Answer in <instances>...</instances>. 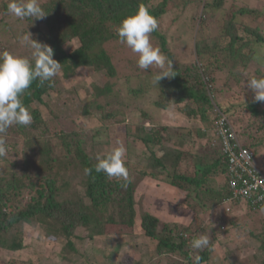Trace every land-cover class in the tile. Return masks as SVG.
I'll list each match as a JSON object with an SVG mask.
<instances>
[{
    "label": "trees",
    "instance_id": "trees-1",
    "mask_svg": "<svg viewBox=\"0 0 264 264\" xmlns=\"http://www.w3.org/2000/svg\"><path fill=\"white\" fill-rule=\"evenodd\" d=\"M39 3L47 14L44 18L33 20L28 17L18 20L25 23L24 31L32 39L53 49V59L61 64V70L53 78L52 86H49V82L41 84L39 80H34L22 96L24 106L30 108L32 123L27 126L13 125L8 129L7 133H13L21 139L18 145V141L13 140L10 153L21 156L23 167L17 171L14 169L17 164L11 162L8 169L0 174V248L20 251L28 246L23 234L16 231L20 230V225L26 224L39 228L46 238L59 242L62 255L71 257L77 254L75 240L85 237L76 232L78 228H82L87 232L86 236L93 238L104 236L108 227L121 230L133 228L139 218L143 234L149 238H157L155 249L158 254L178 256L173 257L169 264H194L197 254L200 256L199 264H208L214 251V239L219 241L220 236H217L220 232L221 236L226 237L229 230L239 222L238 214L233 208L243 204L247 209L246 214L249 213L247 217L251 219L240 224L247 227L249 237L257 243L255 251L264 252V204L254 208L241 197L229 199L231 177L227 172L228 165L221 149V139L213 130L216 120L225 115L238 139L251 150L254 158L256 148L263 141L256 128L261 132L264 124L262 121V124L259 122L256 125V120L264 119V102L254 101L249 89L242 99L238 98L240 100L233 98L234 102H225L226 104L214 102L215 90L218 92L219 88H213L212 85L219 80L221 74L231 73L236 67L241 70L248 68L249 79L264 77V64L255 58L253 45L254 42H264L259 24H256L264 17L262 10L246 5L228 10L224 13L226 18L217 21V37L209 43L203 33V30H207L205 17H217L218 11L223 10L225 1L200 0L202 19L198 32L202 33L194 42L197 61L176 64L166 31L159 21L168 9L169 0H43ZM140 5L147 7L159 23L158 30L150 34L151 42L172 62L171 77L162 78L158 85L154 83V78L159 72L167 71L166 68L161 70L151 66L146 70L139 69L136 54L132 51L134 57H127L125 64L121 66L122 64H116L108 50V46L119 41L116 26L125 16L134 14ZM4 7L7 9V5L4 4ZM41 26L45 27V31L40 29ZM73 41H77L78 45L65 49L67 42ZM220 54L219 60L217 57ZM81 68L103 72L105 75L102 86L95 84L91 92L86 90L84 98L87 95L89 100L82 105V113H94L105 128L115 123L123 124L125 134L133 135L149 148L143 166L126 163L129 172L127 182L94 171L98 154L93 151V147L99 145L97 150L102 147L105 149L111 142L108 132L102 134L101 126L94 130L79 125L72 130H51L50 120H45L38 107L32 105L35 102L46 105L44 96L58 93V83L71 78ZM131 80L135 81L134 87L130 85ZM123 81L129 84L126 87L127 94L121 90ZM226 81H231V78L226 77ZM209 85L213 87L210 89ZM235 87H238L237 82ZM225 91L229 96L235 97L230 87L225 86ZM150 93H156L157 98L153 104L158 108L174 107L186 118L205 121V125L195 130L198 138L188 142L196 143L197 150L166 144L167 141H173V137L165 134V125L136 126L127 117L119 118L124 114L123 110L118 109L120 103L126 105L122 98L128 95L137 102L138 97L143 99ZM241 107L244 108L243 113L247 111L254 118L252 123L243 124L244 118L249 115L246 113L242 117L241 112L239 113L242 111ZM234 108H239L235 115ZM50 112L55 119L59 116L51 110ZM140 112L144 118L140 116L141 120L151 119V115L141 108ZM208 129L212 135L208 133ZM95 135L103 138L98 139ZM54 138L62 149L59 155L55 153ZM106 153L105 151L99 156ZM85 168L93 170L85 174ZM130 171L137 172L139 178L133 179ZM260 172L263 173L261 170ZM141 178L165 180L176 191L184 192L185 198L179 203H185L194 210V215L198 208L196 200L201 201L203 208L206 203L224 205V208L222 206L217 211L218 233L211 225L206 226V230L211 231L209 234L212 235L208 248L193 249L191 241L200 234L190 235L192 230L188 233V229L182 228L177 222L163 223L159 229L156 215L148 210L137 211L135 192L136 184ZM218 243L225 246L227 244L224 241ZM31 263L20 262L15 258L0 260V264Z\"/></svg>",
    "mask_w": 264,
    "mask_h": 264
},
{
    "label": "rangeland",
    "instance_id": "rangeland-1",
    "mask_svg": "<svg viewBox=\"0 0 264 264\" xmlns=\"http://www.w3.org/2000/svg\"><path fill=\"white\" fill-rule=\"evenodd\" d=\"M224 1L225 6L223 10L218 11L217 17H205L206 22H204V24L207 26V30H203V33L206 34L208 39L207 42L209 43L217 37V21L223 20L226 16L224 13L228 10L231 11L232 8L246 5L260 8L264 15V0ZM8 3L9 0H0V51H8L14 55L31 59L32 50L22 43V38L28 34V32L24 31L25 23L8 12L4 7V4L8 5ZM199 6L200 0H186L185 2L184 0H169L168 9L159 20L162 28L166 31L169 40L168 45L175 54L176 64L189 60L197 61L196 54L194 53V42L198 39L199 34L202 33L198 32V29L201 27L199 25L202 19ZM256 24H259V28L264 36V17ZM40 29L45 31L44 26H41ZM77 45V41L71 43L67 42L65 49H70ZM253 45L256 54L255 58L263 65L264 42H254ZM108 50L112 53L111 55L116 64H122L121 66L125 64L127 57L131 59L134 57L131 50L119 43V41L118 43L114 42L108 46ZM221 55L222 54L217 58L219 59ZM228 68H230V66ZM234 69L235 70L231 73L225 72L221 74L219 80L212 84L214 87L209 85L210 89L212 87L216 88L217 86L219 88L218 92L215 90V95L213 96L214 102H234L233 98L235 100H240L249 92L247 91V80L249 79L250 70H247L248 68L241 70L240 68L237 69V67ZM104 77L105 75L103 72L99 73L87 68L78 69L71 78L58 83L60 87L58 93L48 97L44 96L43 101L46 102V105L43 102H35L32 105L38 107L45 120H50L49 128L51 130H53L52 128L72 130L76 129L78 125L93 128L94 130L96 127H100L101 123L94 113L90 115H84L82 113V105L87 104L89 100L87 95L84 98V94L86 90L91 92L95 84L102 86ZM226 77L231 78V81H226ZM227 82L228 84L226 85ZM235 82L238 83V87L234 88ZM127 85L129 84L124 81L123 84H121V90L124 93L127 91ZM130 85L134 87L135 81H132ZM225 86L230 87L232 92L235 93V97L226 94ZM240 89L243 91H240ZM156 98V93H150L143 99H139L138 97L137 102H134V100L127 95V97L122 98V101L126 102V105L120 103L118 107V109L124 112L119 118L127 117L128 120L134 121V123L137 124L136 126L140 124L145 127H151V125L157 124L159 126L165 125V134L172 135L173 137V141H167L166 144L169 143L168 145L173 144L174 146H182L186 150H197L196 143L188 142L189 140L198 138L195 130L205 125V121H201L200 118H186L178 113L174 107L170 109H160L153 104ZM140 108L149 113L151 119L141 120V118H144L142 117ZM239 108H234V115L235 111ZM29 109L30 108H28V110ZM241 109L242 111H238L239 113L241 112L242 117L243 114L246 115V113L249 115L247 111L243 113V107H241ZM50 110L59 116L55 119ZM244 120L243 124L248 125L252 123L254 118L249 115L246 116ZM262 121L264 124V119L258 118L256 120V125L259 122L262 124ZM212 122L214 123V120H212ZM101 127L102 134L104 135L105 132H108L111 142L108 147H105V149L102 147L101 150H97L99 145H95V148L93 147L94 152L98 155H101L105 151L109 152L112 148L116 147L119 142L126 148L125 163L131 162L137 164L139 167L146 163L149 148L144 146L138 139L134 138L133 135L128 136L125 134L123 124L115 123L110 127L107 126V128L103 125ZM254 127L256 128L255 125ZM209 131L211 130L208 129V133ZM256 132L260 133L263 141L261 140L262 143L259 145V148H256L257 153L253 158V163L264 174V130L260 132L257 131L256 128ZM209 134L212 135L211 133ZM95 136L98 139L103 138V136ZM5 140L7 155L0 158V174H2V171L5 169H8L11 162L17 164L14 166V169L17 171L23 167L21 156H15L10 153L13 147V140L18 141V145L21 139H18L13 133H7ZM54 141L55 153L59 155L62 150L61 146L60 144L58 145L56 138H54ZM33 164L35 165V163ZM130 174L133 179L139 178V174L135 171H130ZM184 198V192L176 191V189L171 187L165 180L141 178L136 184L135 200L137 211L148 210L156 215L159 219V229L163 226V223L177 222L182 228H187L188 233H191L192 230L190 235H208L209 240L212 241V235L210 236L209 234L211 231L208 229L206 230V226L211 225L212 229L218 233L216 229L218 226L217 211L219 208H222V206L224 208V205L206 203L205 208H203L201 207V201L196 200L195 204L198 208L194 215V210L192 211L188 208L185 203H179ZM210 202H212L211 197ZM233 209L238 214L237 219L239 222L229 230L226 237L221 236V232L217 236H220L219 241L227 243L226 246L218 243L219 241H215L216 239H214V251L210 256L208 264H264V252L255 251L257 243L253 238L249 237L247 227L240 224L251 219L247 217L249 214H246L247 209L243 204L240 206L235 205ZM18 229L20 230H15L23 234L28 246L20 251H9L0 248L1 261H8L15 258L20 260V262L31 261V264H169L173 257H178L170 255L169 253L158 254L155 249L157 238H149L143 234V230L139 226V218H137L136 226L133 228L121 230L119 228L108 227L104 236H93V238H89L86 236V231H83L82 228H78L76 232L85 235V237L82 240H75L77 254L71 257L63 256L61 244L54 239L46 238L39 228L23 224L20 225ZM176 261L178 262L179 260L176 258Z\"/></svg>",
    "mask_w": 264,
    "mask_h": 264
},
{
    "label": "clouds",
    "instance_id": "clouds-1",
    "mask_svg": "<svg viewBox=\"0 0 264 264\" xmlns=\"http://www.w3.org/2000/svg\"><path fill=\"white\" fill-rule=\"evenodd\" d=\"M7 10L18 19H42L47 15L39 0H9ZM158 28V20L144 5H140L134 14L125 16L115 28L119 43L136 54L139 69L146 70L151 66L167 69L156 74L154 83L157 85L162 78L171 77L172 70V62L151 42L150 34ZM22 43L32 50V59L8 51L0 52V158L7 155L5 137L8 129L13 125L27 126L32 123V115L24 106L22 96L34 80H39L41 84L49 82V86H52L53 78L61 70V64L53 59V49L50 46L32 39L29 33L22 38ZM247 87L252 91L254 101L264 102V77L250 78L247 80ZM239 141L242 144L240 139ZM125 156L126 148L118 142L105 155L96 157L94 171L127 182L129 172ZM92 170L85 168L84 172L89 174ZM209 245V236L204 234L191 241V247L195 250L206 249ZM199 261L200 256L197 254L194 264H199Z\"/></svg>",
    "mask_w": 264,
    "mask_h": 264
},
{
    "label": "built area",
    "instance_id": "built-area-1",
    "mask_svg": "<svg viewBox=\"0 0 264 264\" xmlns=\"http://www.w3.org/2000/svg\"><path fill=\"white\" fill-rule=\"evenodd\" d=\"M221 139V149L226 157L231 177L229 199L241 197L251 207L264 204V174L254 165L251 150L243 146L225 115L216 120L213 128Z\"/></svg>",
    "mask_w": 264,
    "mask_h": 264
}]
</instances>
